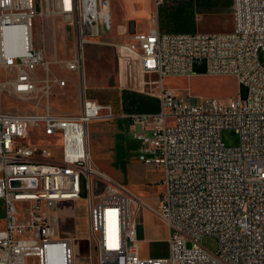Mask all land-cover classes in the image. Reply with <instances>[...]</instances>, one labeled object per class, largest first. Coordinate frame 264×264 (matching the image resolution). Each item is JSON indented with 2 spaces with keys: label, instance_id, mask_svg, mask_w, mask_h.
Here are the masks:
<instances>
[{
  "label": "built area",
  "instance_id": "obj_1",
  "mask_svg": "<svg viewBox=\"0 0 264 264\" xmlns=\"http://www.w3.org/2000/svg\"><path fill=\"white\" fill-rule=\"evenodd\" d=\"M69 3L68 10L57 11L73 30L72 50L63 61L80 75L87 36L111 27L110 0ZM37 14L35 0H0V71L11 93L37 99L27 112L0 109V264H74V238L57 235L55 207L78 199L87 210L90 264H264V0H232L233 28L227 32L154 27L112 43L120 84L135 89L138 79L123 68L132 61L141 87L154 88L150 93L159 101L155 112L127 115L142 130L134 133L147 153L140 158L163 173L154 205L102 172L90 156L88 123L114 118L109 104L83 93L77 113L49 106L52 85L66 80L50 75L43 49L34 44ZM13 32L19 44L12 46ZM197 68L236 75L244 94L182 96L162 84L165 76ZM224 129L237 134L234 146L223 142ZM140 208L168 226L166 256L139 255ZM204 235L217 239L215 251L199 243Z\"/></svg>",
  "mask_w": 264,
  "mask_h": 264
},
{
  "label": "rangeland",
  "instance_id": "obj_2",
  "mask_svg": "<svg viewBox=\"0 0 264 264\" xmlns=\"http://www.w3.org/2000/svg\"><path fill=\"white\" fill-rule=\"evenodd\" d=\"M35 5L38 14L33 26L34 44L43 49L50 75L66 80V84L63 86L52 85L48 98L49 106L58 112L77 113L80 109V97L84 93L100 103L109 104L113 114L118 115L117 101L123 87L119 85L117 79V62L113 46H111L113 39L109 36V30L99 36H87L83 72L78 76L77 71L64 67L63 60L67 55H70L72 50L73 30L66 23L63 15L57 14L59 8L62 9L59 0H35ZM88 48L93 49L90 61L86 65L85 56ZM36 73L42 75L44 72L37 68ZM162 84L182 96L190 94L192 96L201 95L203 98L227 97L235 95L237 91L241 95L245 92L244 88L237 86V77L233 74L196 77L176 75L173 78H166ZM8 87L7 78L4 71L1 70L0 109L18 112H27L33 109L37 100L35 97L22 99L11 93ZM145 91L154 93L155 90L146 88ZM140 100V106L145 110L151 111L159 108L158 104L145 101L143 97H140ZM191 101L194 103L197 102V99L192 98ZM166 113H168L167 109ZM106 126L113 129L110 142H102L100 139V132ZM109 127H106L107 130ZM106 128L105 132L107 133ZM97 129L98 140L96 138ZM139 132L142 130L138 124L132 127L127 120H122L120 117H115L112 120H98V122L94 120L88 123L89 146L98 163L97 167L111 178L126 185L136 196L153 202L158 196L156 191L160 184L159 182L149 184L148 181L159 176L161 171L153 163H147L140 158L141 155H147V153L143 152L142 141L134 137V133ZM144 132L148 133L149 131L147 129ZM107 135L110 137V132ZM237 138V134L231 129L222 131V140L227 146H234L237 143ZM2 208L3 205L0 201V228L3 226ZM63 213L65 218L71 217L72 221L60 219L57 224V235L63 236L65 233L77 235L73 240L74 264H90L86 239L87 210L85 200L82 199L73 207H65ZM199 243L210 251H215L217 248V239L212 235L202 236Z\"/></svg>",
  "mask_w": 264,
  "mask_h": 264
},
{
  "label": "crops",
  "instance_id": "obj_3",
  "mask_svg": "<svg viewBox=\"0 0 264 264\" xmlns=\"http://www.w3.org/2000/svg\"><path fill=\"white\" fill-rule=\"evenodd\" d=\"M110 22L111 27L109 29V36L113 39L112 43H120L127 41L132 33L146 32L151 28H156L160 32H175V33H214V32H227L233 28V16H232V0H110L109 4ZM111 43V46H112ZM95 48V47H94ZM85 49V46H84ZM93 48L86 49V65H88L91 58V50ZM114 49V47H113ZM98 50V49H97ZM98 52V51H97ZM115 52V50H114ZM116 56V53H115ZM85 62V61H84ZM117 62V79L119 82V65L118 58ZM85 66V65H84ZM89 68V66H88ZM87 68V69H88ZM124 70L131 68L133 74L136 76V82L133 87L127 85H119L123 87V91L120 92L119 100L117 101L118 115L122 120H127L130 123L128 114L140 113V112H155V110H145L140 106V97H143L145 101H151L154 104H158L157 97L150 92L145 91L149 86L141 87L139 77L141 76L140 71L136 64L132 61H125L123 63ZM201 69V68H197ZM89 74V69H88ZM209 76L212 74L194 73L188 75L189 77L196 76ZM79 76V74H78ZM156 79L155 75L148 76L145 74L146 79ZM173 75H168L163 78H173ZM152 79V80H154ZM73 82V81H72ZM237 86L239 84L237 82ZM240 88V87H239ZM86 96V95H85ZM94 99L92 97L86 96ZM96 100V99H94ZM98 101V100H96ZM113 119V118H112ZM111 119V120H112ZM94 121V120H92ZM98 122V120H95ZM109 127V126H106ZM105 127V128H106ZM105 128L100 132V139L102 142H110L112 139V131L110 127V137L108 132H105ZM88 130V126H87ZM97 140H98V129H97ZM88 150L93 162L98 166L95 161L93 154L91 153L89 146L88 136ZM161 174L157 176L150 183H158L160 187L158 189V196L153 202H149L146 199L145 202L149 205L156 204L157 199L163 191V173L160 169ZM128 188V187H127ZM129 189V188H128ZM130 190V189H129ZM82 199L78 200H60L56 203L55 213L57 217V224L60 219L70 220L65 218L63 210L67 206L73 207L76 203L81 202ZM63 209V210H62ZM137 220V249L138 253L142 257H164L168 254V236L169 228L166 223L161 220L158 216L152 213L148 208H140L136 212ZM58 234V231H57ZM61 236V235H60ZM77 236V235H76ZM73 233H65L61 237H73L76 238Z\"/></svg>",
  "mask_w": 264,
  "mask_h": 264
},
{
  "label": "bare ground",
  "instance_id": "obj_4",
  "mask_svg": "<svg viewBox=\"0 0 264 264\" xmlns=\"http://www.w3.org/2000/svg\"><path fill=\"white\" fill-rule=\"evenodd\" d=\"M59 2H60V5H61V7L63 8V6L64 7H66V9L65 10H68L69 9V6H70V0H59ZM17 37H18V34H17V32H13L12 34H10V45H18L19 44V42H17L16 40H17Z\"/></svg>",
  "mask_w": 264,
  "mask_h": 264
},
{
  "label": "trees",
  "instance_id": "obj_5",
  "mask_svg": "<svg viewBox=\"0 0 264 264\" xmlns=\"http://www.w3.org/2000/svg\"><path fill=\"white\" fill-rule=\"evenodd\" d=\"M196 72L197 73H203V70L202 69H196Z\"/></svg>",
  "mask_w": 264,
  "mask_h": 264
}]
</instances>
